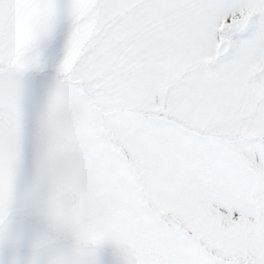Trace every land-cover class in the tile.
Here are the masks:
<instances>
[{
  "label": "snow or ice",
  "instance_id": "obj_1",
  "mask_svg": "<svg viewBox=\"0 0 264 264\" xmlns=\"http://www.w3.org/2000/svg\"><path fill=\"white\" fill-rule=\"evenodd\" d=\"M0 264H264V0H0Z\"/></svg>",
  "mask_w": 264,
  "mask_h": 264
}]
</instances>
